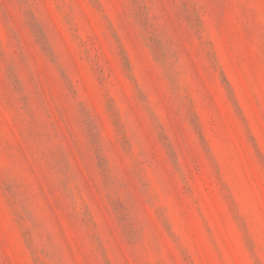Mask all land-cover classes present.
I'll use <instances>...</instances> for the list:
<instances>
[{"label": "rangeland", "instance_id": "374dc122", "mask_svg": "<svg viewBox=\"0 0 264 264\" xmlns=\"http://www.w3.org/2000/svg\"><path fill=\"white\" fill-rule=\"evenodd\" d=\"M0 264H264V0H0Z\"/></svg>", "mask_w": 264, "mask_h": 264}]
</instances>
